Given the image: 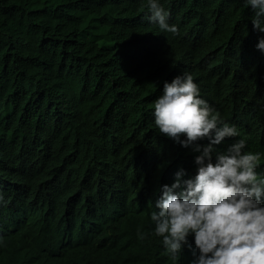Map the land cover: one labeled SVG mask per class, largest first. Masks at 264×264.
<instances>
[{
	"label": "trees",
	"instance_id": "trees-1",
	"mask_svg": "<svg viewBox=\"0 0 264 264\" xmlns=\"http://www.w3.org/2000/svg\"><path fill=\"white\" fill-rule=\"evenodd\" d=\"M7 1L0 0V202L23 189L45 208L37 250H20L15 258L22 264H129L106 254L91 237L82 240L78 222L108 214L124 243L136 247L137 230L152 227L145 189L162 180L167 170H158L171 161L153 115L163 79L172 68L190 70L211 96L214 114L236 113L262 85L257 51L264 50L256 45L264 36L239 25L244 10L238 0H158L178 35L158 31L149 20L148 0ZM29 45L42 49L30 52ZM88 55L103 60L105 73ZM113 82L122 90L116 102L109 94ZM68 242L75 248L60 258L43 256Z\"/></svg>",
	"mask_w": 264,
	"mask_h": 264
},
{
	"label": "clouds",
	"instance_id": "clouds-1",
	"mask_svg": "<svg viewBox=\"0 0 264 264\" xmlns=\"http://www.w3.org/2000/svg\"><path fill=\"white\" fill-rule=\"evenodd\" d=\"M238 3L244 10L239 25L264 36V0ZM147 7L160 33L179 34L158 0H148ZM256 47L264 50V37ZM257 52L262 85L251 90L236 113L225 116L214 114L211 96L197 75L172 68L162 81L163 94L154 102V123L171 161L165 160L158 170H167L162 180L145 189L152 227L137 230L140 241L131 248L115 222L103 214L80 219L82 240L91 237L106 254L129 264H161L165 259L181 264H264V51ZM88 57L99 63V74L105 73L102 59ZM121 92L113 82L109 94L114 102ZM44 213L43 201L37 195L26 197L23 189L0 202V261L22 264L15 258L17 252L37 250L36 230ZM74 246L68 242L43 256L60 258Z\"/></svg>",
	"mask_w": 264,
	"mask_h": 264
},
{
	"label": "bare ground",
	"instance_id": "bare-ground-1",
	"mask_svg": "<svg viewBox=\"0 0 264 264\" xmlns=\"http://www.w3.org/2000/svg\"><path fill=\"white\" fill-rule=\"evenodd\" d=\"M8 1H9V0H8ZM8 1H7V2H8ZM12 1L14 2V0H11V2H12ZM11 2H10V3H11ZM110 2H111V1H110ZM112 3H113V2H112ZM115 3H116V2H115ZM118 3H119V2H118ZM121 3H122V2H121ZM113 4H114V3H113ZM113 4H112V5H113ZM122 4H124V3H122ZM119 5H120V4H119ZM119 5H118V6H119ZM125 5H126V4H125ZM105 6H109L107 9H110L111 7L113 8V6L110 7V5H108V4L105 5ZM105 6H104V7H105ZM115 6L117 7V5H115ZM115 6H114V7H115ZM123 6H124V5H123ZM123 6H121V7H123ZM6 7H8V6H6ZM116 7H115L114 11L116 10ZM79 8H80V7H79ZM102 8H103V7H102ZM102 8H101V10H102ZM126 8H127V7H126ZM5 9H7V8H5ZM9 9H10V8H9ZM80 9H81V8H80ZM82 9H83V8H82ZM104 9H105V8H103V10H104ZM117 9H118V7H117ZM119 9H120V8H119ZM124 9H125V8H124ZM16 10H17V9H16ZM76 10H77V9H76ZM98 10H100V9H98ZM73 11H74V10H73ZM82 11H83V10H82ZM106 11H107V10H106ZM106 11H105V12H106ZM118 11H119V10H117V12H118ZM124 11H125V10H124ZM4 12H7L6 14L4 13L5 16H6L7 14L9 15V14L11 13V12L8 13V10H7V11H4ZM95 12H97V11H95ZM95 12H93V13H95ZM98 12H99V11H98ZM117 12H116V13H117ZM0 13H1V12H0ZM17 13H18V12H17ZM116 13H115V14H116ZM115 14H114V15H115ZM12 15H13V14H12ZM12 15H11V16H8L9 19H10V17H12ZM75 15H76V14H75ZM110 15H112V14L110 13ZM13 16H14V15H13ZM45 16H46V15H45ZM108 16H109V15H108ZM115 16H116V15H115ZM3 17H4V16H3ZM33 17H34V16H33ZM39 17H40V16H39ZM41 17H42V15H41ZM47 17H50V16L47 15ZM69 17H70V16H69ZM103 17H104V16H103ZM17 18H18V17H17ZM42 18H43V17H42ZM109 18H110V17H109ZM9 19H8V20H9ZM12 19H13V21L15 20L13 17H12ZM12 19H10L11 22H12ZM51 19H52V18H51ZM68 19H69V18H68ZM10 20H9V21H10ZM28 20H29V19H28ZM43 20H44V19H43ZM53 20H54V18H53ZM63 20H65V19H63ZM99 20H100V18H99ZM33 21H34V20H33ZM48 21H49V20H48ZM55 21H56V20H55ZM55 21H54V22H55ZM67 21H68V20H67ZM73 21H74V20H73ZM73 21H69V22H73ZM109 21H110V19H109ZM15 22H16V21H15ZM19 22H20V21H19ZM43 22H44V21H43ZM54 22H52V23H54ZM92 22H93V21H92ZM99 22H100V21H99ZM12 23H13V22H12ZM49 23H50V22H49ZM97 23H98V22H97ZM111 23H112V21L110 22V24H111ZM14 24H15V23H14ZM23 24H26V23H23ZM23 24H22V25H23ZM32 24H33V23H32ZM46 24L48 25V23H46ZM69 24H70V23H69ZM69 24H68V25H69ZM72 24H73V23H72ZM72 24H71V25H72ZM91 24H93V23H91ZM107 24H108V23H107ZM112 24H113V23H112ZM114 24H115V23H114ZM114 24H113V25H114ZM19 25H20V24H19ZM35 25H36V24H35ZM89 25H90V24H89ZM97 25H98V24H97ZM105 25H106V24H105ZM105 25H104V26H105ZM11 26H12V24H11ZM17 26H18V22H17ZM41 26L43 27V25H41ZM104 26H102V28H100V30L103 31V27H104ZM106 26H107V27H108V26L110 27V25H106ZM115 26H116V25H115ZM15 27H16V25H15ZM28 27H29V26H28ZM67 27H68V26H67ZM20 28H22V26H20ZM20 28H19V29H20ZM24 28H25V27H24ZM43 28H44V27H43ZM43 28H42V29L40 28V31H41V32H42ZM49 28H50V27H49ZM64 28H65V27H64ZM72 28H74V27H72ZM90 28H91V27H90ZM96 28H97V27H96ZM14 29H15V28H14ZM16 29H17V28H16ZM66 29H68V28H66ZM66 29H65V30H66ZM98 29H99V28H98ZM20 30H21V29H20ZM24 30L26 31L27 29H23V32H24ZM48 30H49V29H48ZM69 30H70V29H69ZM106 30H107V28H106ZM106 30H105V31H106ZM112 30H113V29H112ZM17 31H18V30H17ZM38 31H39V30H38ZM62 31H63V30H61V32H62ZM94 31H97V30H94ZM15 32H16V31H15ZM27 32H28V31H27ZM36 32H37V31H36ZM46 32L48 33V31H46ZM51 32H52V31H51ZM53 32H54V31H53ZM110 32H111V31H110ZM17 33H18V32H17ZM25 33H26V32H25ZM25 33L23 34V36L25 35ZM34 33H35V32H33V34H34ZM98 33H99V32H98ZM19 34H20V32H19ZM29 34H31V32H29ZM35 34H37V33H35ZM64 34H65V33H64ZM26 35H27V34H26ZM54 35H55V34H54ZM59 35H60V34H59ZM101 35H102V34H101ZM113 35H114V34H113ZM20 36H22V35H20ZM23 36H22V38H23ZM27 36H28V35H27ZM27 36H24V38L27 37ZM31 36H33V35L31 34ZM31 36H30V37L28 36V37L31 38ZM37 36H38V34H37ZM56 36H57V35H56ZM61 36H63V35L61 34ZM71 36H72V35H71ZM73 36H74V35H73ZM107 36H108V35H107ZM65 37H66V36H65ZM75 37H76V36H75ZM111 37H112V36H111ZM56 38H57V37H56ZM99 38H101V37H99ZM120 38H121V37H120ZM60 39H61V38H60ZM60 39H59V40H60ZM118 39H119V38H118ZM33 40H34V39H33ZM103 40H105V39H103ZM109 40L111 41L112 39L110 38ZM113 40H115V39H113ZM50 41H51V40H50ZM67 41H68V39H67ZM69 41H70V40H69ZM106 41H107V40H106ZM32 42H33V41H31V43H32ZM52 42H53V41H52ZM59 42H61V41H59ZM59 42H58V43H59ZM72 42H73V41H72ZM93 42H95V41H93ZM93 42H92V43H93ZM61 43H63V42H61ZM88 43H89V45H90V42H88ZM88 43H87V45H88ZM32 44H33V43H32ZM54 44H55V43H54ZM94 44H95V43H94ZM98 44H100V43H98ZM98 44H96V45H98ZM18 45H19V44H18ZM58 45H59V44H58ZM61 45H62V44H61ZM61 45H60V46H61ZM72 45H73V43H72ZM76 45H77V44H76ZM87 45H86V46L84 45V47L87 48ZM91 45H92V44H91ZM25 46H26V45H25ZM31 46H33V45H31ZM46 46H47V45H46ZM55 46H56V45H55ZM73 46H74V45H73ZM13 47H14V46H13ZM29 47H30V45L28 46V48H29ZM35 47H37V46H35ZM35 47L33 46V48H35ZM43 47H44V46H43ZM48 47H49V46H47V48H48ZM53 47H54V45H53ZM57 47H58V46H57ZM82 47H83V46H82ZM82 47H81V48H82ZM94 47H95V46H94ZM96 47H97V46H96ZM100 47H101V46H100ZM17 48H18V46H17ZM23 48H24V47H23ZM25 48H27V47H25ZM33 48H32L31 50H30V48H29L28 50H29L30 52H35L36 50H39V49H35L34 51H32ZM40 48H41V47H40ZM68 48H69V47H68ZM2 49H3V48H2ZM41 49H42V48H41ZM41 49H40V50H41ZM53 49H54V48H53ZM24 50H26V49H24ZM40 50H39V51H40ZM43 50H44V49H43ZM45 50H46V49H45ZM50 50H51V49H50ZM55 50H56V49H55ZM81 50H82V49H81ZM11 51H12V50H11ZM46 51H47V50H46ZM53 51H54V50H53ZM92 51H93V50H92ZM92 51H91V52H92ZM16 52H17V50H16ZM18 52H19V51H18ZM26 52H27V51H26ZM43 52H44V51H43ZM35 53H36V52H35ZM35 53H34V54H35ZM44 53H45V52H44ZM88 53H89V52H88ZM93 53H94V51H93ZM17 54H18V53H17ZM20 54H21V53H20ZM28 54H29V52H28ZM31 54H32V53H31ZM37 54H38V51H37ZM39 54H40V53H39ZM46 54H48V53H46ZM58 54L60 55V53H58ZM51 55H52V54H51ZM56 55H57V54H56ZM59 55H58V56H59ZM96 55H97V54H96ZM17 56H19V55H17ZM27 57H28V56H27ZM40 57H42V56H40ZM35 58H36V57H35ZM45 58H46V56H45ZM49 58H50V56L48 57V59H49ZM54 58L56 59V57H54ZM119 58H120V57H119ZM127 58H128V57H127ZM22 59H23V58H22ZM50 59H51V58H50ZM52 59H53V58H52ZM52 59H51V61H52ZM36 60H37V59H36ZM44 60H45V59H44ZM58 60H60V58H58ZM58 60H57V61H58ZM25 61H26V58H25ZM48 61H49V60H48ZM17 63L19 64V62H17ZM17 63H16V64H17ZM20 63H21V62H20ZM46 63H47V62H46ZM59 63H60V62H59ZM25 64H26V62H25ZM121 64H122V63H121ZM21 65H22V63H21ZM23 65H24V64H23ZM37 65H38V64H37ZM45 65H46V64H45ZM51 65H52V64H51ZM56 65H57V64H56ZM56 65H55V66H56ZM112 65H113V64H112ZM112 65H111V68H112ZM35 66H36V65H35ZM35 66H34V67H35ZM39 66H40V63H39ZM43 66H44V64L42 65V67H43ZM47 66H48V65H47ZM21 67H22V66H20V68H21ZM24 67H25V65H24ZM26 67H27V66H26ZM30 67H32V69L34 68L33 66H30ZM30 67H29V68H30ZM18 68H19V67H18ZM18 68H17V69H18ZM29 68H27V69H29ZM52 68H53V67H51V69H52ZM113 68H114V67H113ZM30 69H31V68H30ZM36 69H40V68H36ZM116 69H117V68H116ZM118 69H119V68H118ZM21 70H22V69H21ZM41 70H43V69H41ZM46 70H48V69H46ZM46 70H45V71H46ZM53 70H54V68H53ZM124 71H125V70H124ZM126 72H127V71H126ZM17 73H18V71H17ZM53 73H54V72H53ZM134 73H135V72H134ZM137 73H138V72H137ZM137 73H136V74H137ZM47 74H49V72H48ZM51 74H52V72H51ZM54 74H55V73H54ZM138 74H139V73H138ZM123 75H124V74H123ZM140 75H141V73H140ZM46 76H47V75H46ZM48 76H49V75H48ZM18 77H19V76H18ZM139 77H140V76H139ZM53 78H54V76H53ZM53 78H52V79H53ZM126 80H127V79H126ZM18 81H19V80H18ZM112 81H113V80H112ZM126 83H127V82H126ZM126 83H125V84H126ZM26 84H27V83H26ZM31 84H32V83H31ZM19 86H21V85H19ZM0 87H2V86H0ZM3 87H4V86H3ZM2 89H3V88H2ZM0 90H1V88H0ZM0 92H1V91H0ZM26 92H27V91H26ZM130 92H131V91H130ZM25 94H26V93H25ZM26 95H27V94H26ZM1 97H2V96H1ZM1 97H0V98H1ZM22 98H25V97H22ZM26 98H27V97H26ZM1 99H3V97H2ZM11 99H12V98H11ZM9 100H10V99H9ZM7 102H8V101H7ZM12 102H13V101H12ZM4 103H5V102H4ZM4 103H0V104H2V106H3ZM9 103H10V102H9ZM125 107H126V106H125ZM1 108H3V107H1ZM4 109H5V108H4ZM0 110H1V109H0ZM9 110H10V109H9ZM129 110H130V109H129ZM130 113H131V112H130ZM131 114H132V113H131ZM0 115H1V113H0ZM129 115H130V114H129ZM130 117H131V115H130ZM4 121H5V120H4ZM2 124H3V123H2ZM0 125H1V124H0ZM1 126H2V125H1ZM157 133H158V132H157Z\"/></svg>",
	"mask_w": 264,
	"mask_h": 264
}]
</instances>
